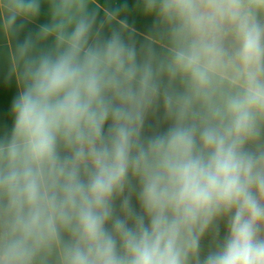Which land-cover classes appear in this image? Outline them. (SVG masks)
Here are the masks:
<instances>
[{"label": "clouds", "instance_id": "9594fccd", "mask_svg": "<svg viewBox=\"0 0 264 264\" xmlns=\"http://www.w3.org/2000/svg\"><path fill=\"white\" fill-rule=\"evenodd\" d=\"M139 9L138 49L123 6L0 0V264H264V0Z\"/></svg>", "mask_w": 264, "mask_h": 264}, {"label": "crops", "instance_id": "0c3cea01", "mask_svg": "<svg viewBox=\"0 0 264 264\" xmlns=\"http://www.w3.org/2000/svg\"><path fill=\"white\" fill-rule=\"evenodd\" d=\"M102 4L111 5L113 8L123 6V11L120 13L119 19L127 24L129 34L132 36L139 49L145 42L146 37L152 34L154 30V17L144 15L139 9V0H101ZM104 19L103 11L97 17V24ZM47 22L46 6H42L40 16L31 22H27L23 31L19 36L13 40V46L23 41L25 36L29 33H35L39 27ZM119 25L113 24L111 27L105 26L102 30V36L107 38L112 28H117ZM7 67L6 65H0V133L3 131H11L12 119H11V106L13 100L18 94V88L15 87L14 82L9 83L6 80ZM168 127L167 123L163 121V107L155 115L150 114L145 122L144 134L146 136L152 135L156 132H162ZM119 202H117L118 204ZM133 206L139 211V205L135 195L132 198ZM227 233V227L224 222L220 224V236L222 240ZM214 246V240L212 233L206 235L201 242V256H205Z\"/></svg>", "mask_w": 264, "mask_h": 264}]
</instances>
